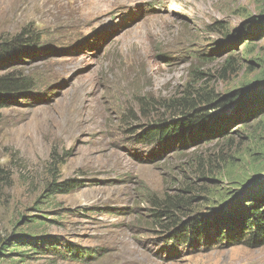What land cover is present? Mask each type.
I'll return each mask as SVG.
<instances>
[{
  "label": "rangeland",
  "instance_id": "1",
  "mask_svg": "<svg viewBox=\"0 0 264 264\" xmlns=\"http://www.w3.org/2000/svg\"><path fill=\"white\" fill-rule=\"evenodd\" d=\"M21 33L0 65L34 82L0 107V264H264V243L178 229L264 193V0H0V45ZM182 98L210 133L156 141Z\"/></svg>",
  "mask_w": 264,
  "mask_h": 264
},
{
  "label": "trees",
  "instance_id": "2",
  "mask_svg": "<svg viewBox=\"0 0 264 264\" xmlns=\"http://www.w3.org/2000/svg\"><path fill=\"white\" fill-rule=\"evenodd\" d=\"M23 38L24 33H21L13 40V42L9 43L10 45L7 43H3L0 45V65H3V63H6L7 60H10L12 58L17 59V55H19L20 51L22 50V44L26 43ZM29 41H33L32 38H30ZM12 51H19L15 55L16 57L8 56V54H10ZM17 60H19V58ZM33 87V80L29 77L24 76L23 74L10 72L0 75V107L4 99H11L14 96L23 94L25 95L31 89H33ZM235 97V95L226 97L221 101L216 102L212 107H209L208 109L215 107H221L224 109L230 107L233 108L241 101L238 99V102ZM252 100L254 99H251V101ZM169 103L170 106H168L166 110L171 114L170 118L176 122L157 130V132H155L156 134L154 133L156 137H163L156 138V141L171 139V137L173 136L180 137V139L178 140L181 141L184 138L185 133L191 130H199L201 134L210 133V126H207L208 123L204 124L202 122V113L198 110L199 106L197 104L191 101H187L184 98L175 101L170 100ZM191 113L194 114L193 117L190 116ZM240 113L241 112H239L238 114L236 112L233 117L222 116V118H219L220 122L224 123V125L228 123L231 125L233 122L239 120L237 119V117L242 115ZM220 126L217 127V129L223 128V124H220ZM214 129L215 128L212 129V132H214ZM224 131L226 132L227 130ZM145 139L148 141L147 143H152L155 141L153 140V134L147 136ZM76 188L77 187L74 185V183H64L60 186L51 185L50 191L52 193L67 194L75 190ZM245 200L242 201L239 206L230 208L231 210L227 211L226 213L224 212V214H221V216L217 219H214L212 217L207 219L206 217L205 220H202L203 223L200 224H203V226H201V232L190 230L189 228L185 227V223L183 224V226H178V223H176V225L178 226V229H180L181 233L188 232L190 236L193 237L202 236L203 238L214 240H220L219 238H221L226 240L227 242L235 244H239L242 242L246 243L248 241H252L257 245L260 243H264V193H262L261 195L250 197L246 201ZM179 207L180 200L177 196L171 199L169 198L163 200L160 208L163 209V211L167 214H156L154 216L167 219V223L165 224V226H163V229H167V231H170L177 227L173 219L169 215L167 209L178 210ZM189 230L191 232H189ZM210 230L213 231V233L210 232ZM51 248L55 253H61V251H64L62 252L64 254L65 252H69V255H65L64 257L73 261H77L82 257V252H79L72 245L65 241L57 243L54 242L51 244Z\"/></svg>",
  "mask_w": 264,
  "mask_h": 264
}]
</instances>
